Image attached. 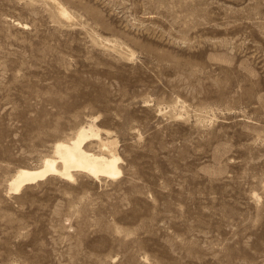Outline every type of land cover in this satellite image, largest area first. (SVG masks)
Wrapping results in <instances>:
<instances>
[{
    "label": "rangeland",
    "instance_id": "374dc122",
    "mask_svg": "<svg viewBox=\"0 0 264 264\" xmlns=\"http://www.w3.org/2000/svg\"><path fill=\"white\" fill-rule=\"evenodd\" d=\"M54 1L0 0V264H264V0ZM92 120L121 177L9 195Z\"/></svg>",
    "mask_w": 264,
    "mask_h": 264
},
{
    "label": "bare ground",
    "instance_id": "6f19581e",
    "mask_svg": "<svg viewBox=\"0 0 264 264\" xmlns=\"http://www.w3.org/2000/svg\"><path fill=\"white\" fill-rule=\"evenodd\" d=\"M54 2L58 4V15L70 19L71 13L57 0ZM80 122L68 133L66 129V132L43 129L31 136L28 147L31 154H36V164L16 168L7 181L9 195L50 178L73 182L78 175H87L101 181L123 175V160L117 152V143L110 140V133L99 129L94 120Z\"/></svg>",
    "mask_w": 264,
    "mask_h": 264
}]
</instances>
